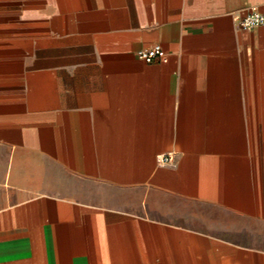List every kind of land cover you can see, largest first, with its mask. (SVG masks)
Listing matches in <instances>:
<instances>
[{"label": "crops", "instance_id": "0c3cea01", "mask_svg": "<svg viewBox=\"0 0 264 264\" xmlns=\"http://www.w3.org/2000/svg\"><path fill=\"white\" fill-rule=\"evenodd\" d=\"M253 7L0 0V264H264Z\"/></svg>", "mask_w": 264, "mask_h": 264}, {"label": "built area", "instance_id": "2783aa9c", "mask_svg": "<svg viewBox=\"0 0 264 264\" xmlns=\"http://www.w3.org/2000/svg\"><path fill=\"white\" fill-rule=\"evenodd\" d=\"M240 28L243 31H249L259 25L264 24V13L257 7H253L250 12L239 19ZM164 55V49L160 44H155L150 48L139 51L138 56L147 63H152ZM173 160L171 154L158 156L161 164H170Z\"/></svg>", "mask_w": 264, "mask_h": 264}]
</instances>
